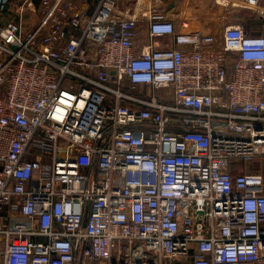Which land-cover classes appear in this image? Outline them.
Listing matches in <instances>:
<instances>
[{
  "label": "built area",
  "instance_id": "2783aa9c",
  "mask_svg": "<svg viewBox=\"0 0 264 264\" xmlns=\"http://www.w3.org/2000/svg\"><path fill=\"white\" fill-rule=\"evenodd\" d=\"M214 3L259 22L9 2L0 264H264V0Z\"/></svg>",
  "mask_w": 264,
  "mask_h": 264
},
{
  "label": "rangeland",
  "instance_id": "374dc122",
  "mask_svg": "<svg viewBox=\"0 0 264 264\" xmlns=\"http://www.w3.org/2000/svg\"><path fill=\"white\" fill-rule=\"evenodd\" d=\"M11 0H0V22L7 23L11 14L9 13V2ZM171 11L180 14L185 13V18L179 21L181 24L189 22L191 30H200L204 33H221L224 27L237 25L241 22H250L255 17L249 11H240L232 8L216 7L214 0H170ZM187 18V19H186ZM186 20V21H185ZM34 17L29 20L35 23ZM31 23L28 26H31ZM259 161L252 164V168H258ZM1 250V245H0Z\"/></svg>",
  "mask_w": 264,
  "mask_h": 264
},
{
  "label": "crops",
  "instance_id": "0c3cea01",
  "mask_svg": "<svg viewBox=\"0 0 264 264\" xmlns=\"http://www.w3.org/2000/svg\"><path fill=\"white\" fill-rule=\"evenodd\" d=\"M124 1V5L127 6V7H130L132 9V13L135 11V13H140L144 6L149 3L151 0H123ZM165 1V10L167 12V15L172 18V19H175L176 20V24L177 26L179 27V21L181 20V18H185V13L182 11L180 14H177L175 13L174 11H171V8H170V0H164ZM130 14V13H129ZM128 14V15H129ZM187 19V18H186ZM145 26H141L140 29H141V36L138 40V46L139 47H142L144 46L147 41H146V32H145Z\"/></svg>",
  "mask_w": 264,
  "mask_h": 264
},
{
  "label": "trees",
  "instance_id": "16d2710c",
  "mask_svg": "<svg viewBox=\"0 0 264 264\" xmlns=\"http://www.w3.org/2000/svg\"><path fill=\"white\" fill-rule=\"evenodd\" d=\"M252 22H256V23L259 22L258 18L257 17H253V18H251L250 22H246V23L251 24ZM255 164H256V162H255ZM258 165H259V163H258Z\"/></svg>",
  "mask_w": 264,
  "mask_h": 264
}]
</instances>
